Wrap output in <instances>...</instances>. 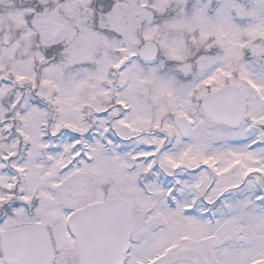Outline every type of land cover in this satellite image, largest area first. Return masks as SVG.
<instances>
[{
    "label": "snow or ice",
    "instance_id": "6c2138e0",
    "mask_svg": "<svg viewBox=\"0 0 264 264\" xmlns=\"http://www.w3.org/2000/svg\"><path fill=\"white\" fill-rule=\"evenodd\" d=\"M0 264H264V0H0Z\"/></svg>",
    "mask_w": 264,
    "mask_h": 264
}]
</instances>
